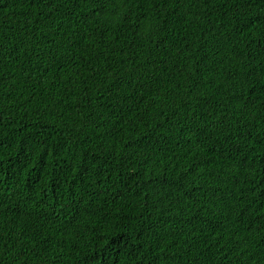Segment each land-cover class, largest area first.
Wrapping results in <instances>:
<instances>
[{"label": "trees", "instance_id": "16d2710c", "mask_svg": "<svg viewBox=\"0 0 264 264\" xmlns=\"http://www.w3.org/2000/svg\"><path fill=\"white\" fill-rule=\"evenodd\" d=\"M0 264H264V0H0Z\"/></svg>", "mask_w": 264, "mask_h": 264}]
</instances>
